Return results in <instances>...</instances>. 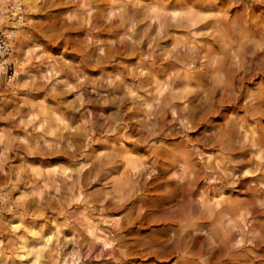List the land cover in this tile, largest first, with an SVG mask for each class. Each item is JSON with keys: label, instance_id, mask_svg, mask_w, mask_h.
<instances>
[{"label": "clouds", "instance_id": "9594fccd", "mask_svg": "<svg viewBox=\"0 0 264 264\" xmlns=\"http://www.w3.org/2000/svg\"><path fill=\"white\" fill-rule=\"evenodd\" d=\"M0 264H264V0H0Z\"/></svg>", "mask_w": 264, "mask_h": 264}, {"label": "rangeland", "instance_id": "374dc122", "mask_svg": "<svg viewBox=\"0 0 264 264\" xmlns=\"http://www.w3.org/2000/svg\"><path fill=\"white\" fill-rule=\"evenodd\" d=\"M149 183H152V181H149ZM113 215H119V213H112Z\"/></svg>", "mask_w": 264, "mask_h": 264}]
</instances>
